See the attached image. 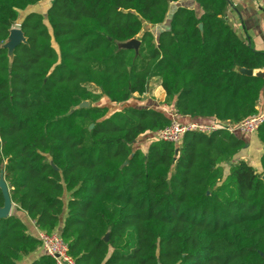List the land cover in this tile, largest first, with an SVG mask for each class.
Here are the masks:
<instances>
[{
	"label": "trees",
	"instance_id": "obj_1",
	"mask_svg": "<svg viewBox=\"0 0 264 264\" xmlns=\"http://www.w3.org/2000/svg\"><path fill=\"white\" fill-rule=\"evenodd\" d=\"M42 1L0 0V179L17 209L60 232L76 264H264V148L257 167L236 161L247 143L222 128L144 151L134 144L172 119L126 106L158 79L184 124L258 112L264 78L236 69L264 72V52L230 26L229 0L178 8L158 36L145 26L182 0H53L26 15L11 59L20 12ZM134 39L138 52L120 47ZM103 97L125 107L110 113ZM41 248L18 217L0 220V264H57L31 259Z\"/></svg>",
	"mask_w": 264,
	"mask_h": 264
},
{
	"label": "crops",
	"instance_id": "obj_2",
	"mask_svg": "<svg viewBox=\"0 0 264 264\" xmlns=\"http://www.w3.org/2000/svg\"><path fill=\"white\" fill-rule=\"evenodd\" d=\"M37 6L38 5L33 7H37ZM180 7L193 9L197 12L199 16L202 14L201 7L198 3H196L195 0H182L180 2L172 3L166 21L162 25L153 27V28H160V32L158 33V35L161 32L168 30L170 28L172 16ZM226 17L230 26L234 29L235 33L242 41L246 42L247 44H250L254 50L258 52H264V9L256 0H229V7L227 10ZM158 35L156 34V36ZM156 94L160 95L161 98L165 100L166 95L163 88L160 86L158 79H153L149 84L148 91L145 94V96L156 97ZM161 106L168 107L166 105H161ZM258 107L264 110V91L261 95V99L258 103ZM170 110H174V108ZM174 112H175L174 116L179 120V122H181L180 120H185L182 119L180 116H178L175 110ZM233 134H236L237 137L245 140L247 143L246 149L242 150L237 155L235 160L236 161L244 160L249 164L257 167L259 165V161L262 156L263 148H264V146L259 141L257 135H246L241 133L240 131H236ZM146 135L153 136V134H146ZM224 168L226 174H228L230 166L228 164H224ZM11 216L18 217L28 226L29 232L31 234H33L34 236L35 235L38 236L39 229L36 227L35 222H33L25 212L19 211L15 204L13 206ZM43 254H45V252L41 248L37 254L33 255L31 259H36ZM27 261L30 262V259L28 258Z\"/></svg>",
	"mask_w": 264,
	"mask_h": 264
},
{
	"label": "built area",
	"instance_id": "obj_3",
	"mask_svg": "<svg viewBox=\"0 0 264 264\" xmlns=\"http://www.w3.org/2000/svg\"><path fill=\"white\" fill-rule=\"evenodd\" d=\"M256 1L264 9V0ZM257 110V113L238 124L222 121L211 123L192 122L184 124L172 119L171 126L155 134V140L179 145L182 143V139L187 132L210 135L222 128L229 130L230 133L240 131L246 135H257L260 128L264 125V110L260 109L258 106ZM38 238L41 241L42 249L45 254L54 258L57 264H76L74 258L69 254V247L62 239L60 232L48 234L39 230Z\"/></svg>",
	"mask_w": 264,
	"mask_h": 264
},
{
	"label": "rangeland",
	"instance_id": "obj_4",
	"mask_svg": "<svg viewBox=\"0 0 264 264\" xmlns=\"http://www.w3.org/2000/svg\"><path fill=\"white\" fill-rule=\"evenodd\" d=\"M52 2H53V0H43L42 3L38 4L37 7H30L26 11L20 12L19 20L15 24L14 28H20V25H21L22 21L24 20V18L26 17V15L28 13L40 12L42 14H45L46 11L51 6ZM145 29L152 31L155 35L156 34L158 35V33L160 32V28H153V27H151L149 25H146ZM135 40L139 41V39H135ZM121 46H124V45H121ZM149 97H151V96H145L144 95L142 98L136 97V98L132 99L130 102H128L126 104V106L151 107V108H156V109H159V110H163L164 113L166 115H168V117H170L171 119H174L175 121L179 122V120L174 116L175 115L174 110H170V109H173V107H163V106H161V105H164L165 100H163V98H161L160 95L156 94V97H151V98H149ZM89 105H90V103H89ZM95 105L96 106H101V107H107L109 109L110 113H113L115 111L121 110V109H123L125 107L123 105L115 106L116 104L111 103L105 97H103L101 100L96 102ZM179 123H181V122H179ZM155 138H156L155 135L154 136L143 135L134 144V147L135 148H141L142 150L146 151L147 148L149 147L150 143H152V141H154ZM14 209H15V207H14Z\"/></svg>",
	"mask_w": 264,
	"mask_h": 264
},
{
	"label": "water",
	"instance_id": "obj_5",
	"mask_svg": "<svg viewBox=\"0 0 264 264\" xmlns=\"http://www.w3.org/2000/svg\"><path fill=\"white\" fill-rule=\"evenodd\" d=\"M200 29L203 30V25H200ZM9 39L12 40V45H13L12 52L9 50V47L7 46V42H8ZM8 40L5 43L4 47L8 49L9 56L12 59L14 57V51H15L16 47L21 45V44H26L27 43V39L25 38L21 28H19V29H14L13 28L10 31V36H9ZM122 45H124V46H120L121 48L131 49V50H134V51L138 52L139 48H140V41L134 39V40L130 41L129 43L122 44ZM236 71L239 72L240 74L248 76V77L256 76L258 78H264V72L263 71L255 72L253 70H249V69H245V68H241V67H238L236 69ZM89 106H90L89 102L86 101V102H83L79 106V108H88ZM263 180H264V177H263ZM0 181H4L5 182L3 175H2V177L0 179ZM6 185H7V183H6ZM0 188L3 191L4 199H5L4 207L0 209V220H2V219H6V218L11 216V212H12L14 203L11 200V196H10V191H9L8 185H7V190L4 189L1 186H0ZM105 241H109V234L106 235Z\"/></svg>",
	"mask_w": 264,
	"mask_h": 264
},
{
	"label": "bare ground",
	"instance_id": "obj_6",
	"mask_svg": "<svg viewBox=\"0 0 264 264\" xmlns=\"http://www.w3.org/2000/svg\"><path fill=\"white\" fill-rule=\"evenodd\" d=\"M14 29H19V28H14ZM7 46L9 47V50L12 52L13 45H12V40L11 39L8 40ZM0 186L7 190V185H6V183L4 181H0Z\"/></svg>",
	"mask_w": 264,
	"mask_h": 264
}]
</instances>
